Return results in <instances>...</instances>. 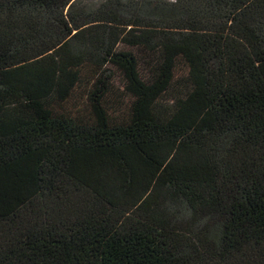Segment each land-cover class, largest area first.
Listing matches in <instances>:
<instances>
[{"label":"trees","instance_id":"1","mask_svg":"<svg viewBox=\"0 0 264 264\" xmlns=\"http://www.w3.org/2000/svg\"><path fill=\"white\" fill-rule=\"evenodd\" d=\"M0 264H264V0H0Z\"/></svg>","mask_w":264,"mask_h":264}]
</instances>
